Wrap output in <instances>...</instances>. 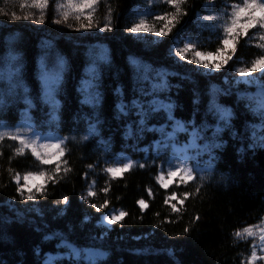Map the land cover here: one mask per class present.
Masks as SVG:
<instances>
[{
	"label": "trees",
	"instance_id": "1",
	"mask_svg": "<svg viewBox=\"0 0 264 264\" xmlns=\"http://www.w3.org/2000/svg\"><path fill=\"white\" fill-rule=\"evenodd\" d=\"M65 2L49 0L44 9V23L38 24L40 9L32 6V0H0V10L4 13L0 14V74L5 70L2 58L11 50L20 58L23 84L33 95L34 90L41 87L43 97L41 56L47 52L45 62L51 65L59 52L68 62L63 74V91L56 96L61 105L60 122L45 125L42 134L76 137V140L66 141L64 156L59 160L51 159L48 165H41L30 150L17 156L18 141L7 137L0 141V264H45L49 257H55L56 264H245L253 238L240 239L234 233L249 225L257 226L255 230L258 231L263 225L264 146L260 145V140L264 127L260 126L259 117L246 118L252 113L247 107L238 105L235 96L238 89L255 96L259 85H237L233 77H238L236 68L250 66V61L262 54L257 45L264 41L260 40L256 29H250L248 36L236 45L233 60L210 77L197 66L170 55V49L183 47L189 39L196 42L197 50L215 52L220 33L201 25L222 21L206 22L198 17L221 14L226 3L240 0H212L211 4L208 0H187L184 5L187 15L163 38L152 33L131 34L126 28L139 22L141 17L157 29L162 27L163 22H154L153 17L172 11L164 0H97L94 10L84 9V15L92 11L94 22L99 20L102 27L103 18L111 8L113 30L91 36L75 31L78 24L72 16L67 22L73 24L72 28L55 23L62 19L56 6ZM12 13L32 14L35 19L13 21L10 19ZM48 41L53 47L45 46ZM94 45L96 47H92ZM100 46L106 50L107 60L100 59L103 55ZM90 56L96 59L100 73L102 114L98 122L95 115H88L93 105L81 104L85 99L80 91L81 80L90 78L86 76V69L92 66ZM131 59L150 65L155 78L138 82L137 69ZM156 72L164 75L156 77ZM157 83L169 87L160 91L156 99L173 102L176 119L193 123L200 122L206 107L204 96L199 108L194 103L197 89L201 93L206 85L209 88L215 85L221 92L231 89L233 95L222 96L221 100L229 107L235 106L239 113L233 117L238 135H224L217 140L222 147L213 150L215 159L211 161L209 179L201 181L199 177L205 173L200 171L187 184L167 176L168 161L171 159L173 165L179 163L172 159L173 156L190 157L188 166L198 170L209 167L210 157L204 151L203 134L193 143L191 126L186 133L178 132L169 126L163 114L154 113L147 124L149 131L138 134L133 128L131 136L125 135L136 115L133 112L132 116L122 119L117 114L120 99L126 98V102L140 99L138 90L141 87L151 92L152 85ZM6 89V83L0 80V93H5ZM143 99H152V96ZM5 103L0 111V122L14 126L20 121L25 105L17 97L6 96ZM36 104L30 116L38 126L49 119L46 113L52 109L43 99ZM90 122L97 126L95 134L88 131ZM252 124L256 125L254 131L249 127ZM162 127L166 133H173L171 139L161 135L159 129ZM85 135L89 139L80 141ZM162 139L164 144H159ZM253 144L256 146H251ZM176 147L185 149L177 150ZM65 159L71 172L57 177L56 183L44 178L32 180L33 192L36 186L44 184L46 195H38L36 201L21 200L13 175L18 172L23 184L26 172L42 170L51 175L56 164H62ZM129 159L135 166L118 177H111L104 171ZM89 164L93 167L88 168ZM139 164L145 167L140 168ZM9 169L13 171L10 173ZM161 170L165 173L164 182L169 183L168 188L156 179ZM93 181L92 191L96 195L84 199ZM105 187L109 189L107 193L102 191ZM185 192L191 194L187 199L183 196ZM64 196L69 198V203H57ZM139 199H144L148 205L143 212L137 204ZM105 200L109 202L108 207L99 212L91 206H99ZM172 204H176L177 212H173ZM114 210L126 211L128 216L109 226L102 221V216ZM46 236L51 239H45ZM62 239L83 250L82 254L71 255ZM258 239L255 238L256 242Z\"/></svg>",
	"mask_w": 264,
	"mask_h": 264
},
{
	"label": "snow or ice",
	"instance_id": "2",
	"mask_svg": "<svg viewBox=\"0 0 264 264\" xmlns=\"http://www.w3.org/2000/svg\"><path fill=\"white\" fill-rule=\"evenodd\" d=\"M164 2L169 5L172 11L164 12L161 15L153 17L154 22H163L162 27L157 29L154 25L146 23L144 17L139 19V22L133 23L131 27L126 28V31L131 34L139 33H152L157 37H167L172 30L180 23L181 18L187 15L184 10V5L187 0H164ZM209 4L212 0H208ZM97 0H66L63 4H57V9L60 11L62 19L55 20L56 24H67L68 28H72L73 24L67 23L69 17L72 16L74 21L77 22L78 27L75 28L77 33L84 36H91L96 33H106L113 30V18L112 10L108 9V14L103 18V26L101 27L100 21L96 20L92 15V11H89L87 16L84 15V9L94 10V5H96ZM49 0H32V6L40 9V18L36 20V23L43 24L45 19L44 9L48 6ZM24 7V4H21ZM0 14H4L0 10ZM83 17V19H82ZM10 19L13 21L19 20H30L35 19L32 14L29 15H16L12 13ZM200 21L213 22L222 21L220 24H208L201 25L202 27L207 26L213 30L218 31L219 46L216 48L215 52L204 53L197 50L196 42L191 39L183 43V47H175L174 50L170 49V55L179 58L181 61H187L190 64L197 66L199 71L205 72L209 77L213 73H219L221 69L233 60V55L237 51L236 45L239 43L240 39L248 36L250 29H256L257 33L260 34V40L264 41V0H240V2H232L231 4L226 3L225 7L221 10V14L205 15L198 17ZM86 21V22H85ZM251 39V38H249ZM179 43V41H177ZM46 47L51 48L53 45L51 41L46 42ZM92 47H96L95 45ZM103 51V55L100 59L107 60L106 50L103 46H100ZM261 50L260 55L256 56L250 61V66H242L235 69L238 77H233L237 85L243 84H258L259 92L255 95H249L246 91H240L239 89L235 93L236 103L242 107H247V109L252 113L251 117H246L251 119L252 117H259L260 126L264 127V42L257 45ZM189 53H192L191 57ZM47 52L41 56L40 60V80L42 82L43 97H41V87H37L33 95L32 92L23 84V76L21 72V62L18 55H14L11 50L2 58L5 70L0 74V80H3L7 89L5 93H0V111L6 106L5 97H17L19 102L25 105V108L21 112L20 121L14 125H8L7 122H0V141H3L5 137L12 141H18L19 146L15 148V154L17 156H23L26 150H30L33 157L40 162L41 165H48L51 159L55 158L59 160L64 156L67 150L66 141L69 139L76 140L75 136L72 137H60L44 135L43 130L45 125H51L53 123H59L58 113L61 111L60 102L56 99V96L60 91H63V74L68 67V62L64 57L57 52L55 61L49 65L45 62V56ZM131 63L136 66L138 82L149 81L154 79L152 72L154 71L150 65L142 64L136 59H131ZM90 64L92 66L86 69V76L89 79L81 80L80 91L84 93L85 99L81 102L84 104L93 105L92 113L88 115H95L97 122L99 121V115L102 114L101 99L102 93L99 91L100 84V73L99 69L96 67V59L90 56ZM258 74V75H257ZM163 73L156 72V77L163 76ZM93 81L96 83L94 84ZM169 86L164 83H157L152 85V91L149 92L146 87H141L138 91L140 93V99H133L126 102V98L120 99L118 108V115L121 118L132 116L135 112L136 119L132 121L129 125L125 135L131 136L133 133V128L138 130V134H142L147 129V124L150 122V118L153 114H163L166 120L169 122V126L173 127L178 132H188L189 126L192 129L193 143L196 139L201 138L203 134L204 141V151H206L210 157L209 167L207 169H197L195 167L188 166L187 161L190 157L185 156L181 159L179 156H173L172 159L179 161L178 164L173 165L171 159L168 161V171L167 176L170 178H178L181 183L187 184L188 181H192L196 178L197 172H204L199 179L201 181L209 179L210 173L212 171L211 161L215 159L212 153L214 149H219L222 147L221 143H217V140L222 139L224 135L237 136L238 132L234 130V116H238L235 106L229 107L225 102H222V96H232L233 93L231 89H227L221 92L219 88L215 85L210 88L206 85L203 93L199 89L194 93V103L199 108L201 103V97H206V107L204 110V117L199 123H193L192 121H182L176 119L175 107L173 102L164 103L158 99L156 96L160 91L167 90ZM92 90V91H89ZM118 91V90H117ZM152 96V99H143V97ZM43 99V102L47 105H51V112H47L46 116L49 119L43 120L37 126L35 124L34 118L30 116L32 110L37 106L36 102ZM245 102H247L245 104ZM96 124L89 123V133H96ZM253 131L256 127L255 124L249 126ZM161 135H166L169 139L173 136V133H166L165 129L162 127L159 129ZM211 132V135L208 133ZM245 138H246V134ZM139 138V135L137 136ZM255 138V137H254ZM89 136H81L80 141H87ZM79 142V141H78ZM178 141H174L177 143ZM159 144H164L162 139ZM260 145L264 146V136L261 137ZM159 146V145H158ZM255 147L256 145H251ZM55 149V151H53ZM135 162L128 160L126 163L120 166H109L104 171L110 174L111 177H118L125 171L133 168ZM93 165L89 164L88 168H92ZM140 168H144V164H139ZM13 170L9 169L11 173ZM72 169L68 166V161L65 159L61 163H57L55 169L51 175H46L45 171L38 172H26L23 175V180L25 183L21 184V175L17 172L12 176V179L16 182V191L20 194L21 200L24 201H36L39 196L46 195L44 191V184L36 186V191L33 192L31 182L37 178H44L45 180L52 181L56 183L57 177H62L71 172ZM164 171L161 170L156 179L164 187L168 188L169 183L164 182ZM95 181L88 186V193L84 199H89L96 195L92 191V187ZM25 189H27V194H25ZM102 191L107 193L109 189L107 187L103 188ZM200 191L199 188L196 190ZM149 195L151 192L149 191ZM191 194L185 192L183 194L184 198H189ZM175 198L173 194L172 199ZM13 200L16 197L12 198ZM69 203V198L64 196L61 201L57 203ZM168 203V200H165ZM183 203V201H181ZM109 202L105 200L101 205L97 206L92 204L91 206L99 212L103 208L108 207ZM137 204L143 212L147 209L148 205L144 199H139ZM173 212H177L176 204L171 205ZM128 216L126 211H112L110 214L103 215L102 221H105L107 225L111 226L113 224L122 222L123 218ZM199 219V216L195 217ZM257 226L249 225L244 227L242 230H236L234 235L240 239H247L249 237L253 238V243L251 245L250 255L247 257L245 264H264V255H258V250L260 253H264V225L259 227V230H255ZM185 232L188 231L187 228L184 229ZM258 237V243L255 238ZM45 239H51L50 237H45ZM66 248L70 250V254L73 256H80L83 252L81 249H77L72 245L68 244L66 240H61ZM91 259V254H88ZM45 264H56L55 257H49Z\"/></svg>",
	"mask_w": 264,
	"mask_h": 264
},
{
	"label": "rangeland",
	"instance_id": "3",
	"mask_svg": "<svg viewBox=\"0 0 264 264\" xmlns=\"http://www.w3.org/2000/svg\"><path fill=\"white\" fill-rule=\"evenodd\" d=\"M258 255H264V253H260L259 250H258Z\"/></svg>",
	"mask_w": 264,
	"mask_h": 264
}]
</instances>
